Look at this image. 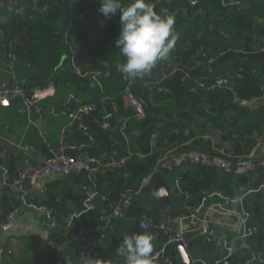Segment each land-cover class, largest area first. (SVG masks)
<instances>
[{
  "label": "crops",
  "instance_id": "crops-1",
  "mask_svg": "<svg viewBox=\"0 0 264 264\" xmlns=\"http://www.w3.org/2000/svg\"><path fill=\"white\" fill-rule=\"evenodd\" d=\"M7 1L0 0V31H2L1 25L6 20L4 12L11 9ZM242 1L253 5L262 4L264 7V0ZM53 2L55 1L36 2L32 6V12L46 13ZM172 16L175 19V31L179 39L183 38V44H191L194 39L202 48L215 46L221 50V54L210 65H204V71L199 75L207 87L219 85L221 79L226 76L230 81L232 80V88L226 90L228 102H232L236 95L242 102L252 104L250 111L264 106L262 90L264 52H261V49H264V21L259 25L258 30L244 35L239 49H232L225 36L216 39L207 36L201 16H189L184 5L178 6ZM12 41L16 60L14 65L9 67L1 45L0 32V87L5 82L28 85L30 82H35L38 77V70L28 60L21 38L16 37ZM239 61L249 63L254 75L248 76L244 69V78L235 79L234 66ZM163 63H168L176 73L164 77L161 73ZM76 70L82 76H78ZM72 71L73 76L65 81L62 76L65 69L60 67V77L41 88L54 89L51 97L37 103L42 110L41 116H20L18 114L20 101H14L8 107H0V149L8 151L5 170L0 169V223L5 222L8 214L19 206L18 197L9 193L5 185L17 175L22 160L26 156L30 157L27 149H34L37 156L30 158L33 162H40L51 154L43 139L50 143L55 153H59L63 133H65L66 145L78 146L75 150L66 149L67 155L82 161L94 160L102 165L118 162L114 157L119 152L120 142L114 137L115 131L126 135L128 159L144 158L153 152L152 139L156 133L165 129L167 125L165 120L178 127L177 133L185 134V130H189L191 139H201L207 134L209 147H202L201 150L197 148L178 157L193 155L192 157L198 158L202 155L204 158L215 159V165L209 161L186 163L177 166L166 176V186L170 193L171 221L176 229L178 219L185 212L188 204L184 198L186 191L194 195L195 200L192 204H196L200 193L205 189L214 188L230 197L239 195L246 188L257 189L264 185V145L257 142V137L232 135L228 130L229 119L219 126L212 127L206 125L204 120L195 114V108L202 106V93L192 91L182 82L183 75L190 73L191 70L189 63L183 60L179 52H170L167 61H158L151 72L143 78L148 88L153 87L155 91H161L170 97L169 102L161 104L163 108H167L162 115L165 120L159 117L149 126H144L143 119H138L132 111L126 110L123 98L126 85L120 71L112 74L104 63L87 65L79 62L73 63ZM98 73L101 74L100 88L92 78ZM119 73L122 75L121 78ZM123 85L122 91L118 92ZM30 91L28 92L32 93L34 89ZM72 94L82 104L92 105L91 112L81 114L79 117L92 137L90 142L62 111V104ZM135 95L146 108L148 101L145 93L139 89ZM118 98L122 101V109L118 106ZM104 123L109 126L107 130L103 129ZM210 130L214 131L213 135L208 134ZM220 143L226 147H221ZM211 147L224 148L230 151L237 161L241 159L243 163H258V166L255 165L251 171L226 170L221 167L222 161L219 162ZM131 154L134 156L130 157ZM125 158L126 156L122 159ZM237 161L223 163L239 164ZM41 185L45 193L38 190L31 191L30 200L46 210L26 208L22 215L15 216L16 229L13 235L8 236L0 230V264H91V258L86 254L85 249L91 250L99 261L105 258L106 246L111 236L123 239L125 235L131 234H149L154 237L152 256L171 238V230L166 226L162 212L151 194L154 181L143 188L132 202L123 200L122 197V194L134 188L130 177L104 184L95 200L94 211H88L85 207L92 191L86 172L69 177L53 176L44 179ZM84 187H87L86 190ZM218 204V200L209 201L204 212L205 217H202L213 223L218 234L228 233L231 244L226 249H220L207 236L189 235L190 245L187 252L192 261L197 264L226 262L264 264L259 262V257H264V191L248 195L242 202L228 209L229 214L217 207ZM118 207L124 213L122 218L112 216L113 211ZM72 209L77 210L79 216L69 221L68 216ZM48 211L51 212V219L56 224L54 228L43 225L47 220ZM143 217L153 223L154 229L145 232L140 228L139 223ZM249 228L253 230L252 233L248 232ZM171 247L172 245L168 247L169 255L172 251ZM177 258L179 262L176 260V263L182 264L178 252ZM112 264H125V259L122 257L120 261H113Z\"/></svg>",
  "mask_w": 264,
  "mask_h": 264
},
{
  "label": "trees",
  "instance_id": "trees-1",
  "mask_svg": "<svg viewBox=\"0 0 264 264\" xmlns=\"http://www.w3.org/2000/svg\"><path fill=\"white\" fill-rule=\"evenodd\" d=\"M54 1L48 11L42 14L32 12L34 0H13V7L4 12L6 20L1 25V30L10 40L16 37L21 38L28 60L38 70L36 81L23 85L26 90L41 89L46 87L49 82L57 80L60 77V67H64L65 73L62 76L65 81H68L73 76L72 65L74 62L87 65L104 63L109 67L112 74L117 73V64L125 62V57L121 54L120 49L115 46V40L120 29L119 13L110 16V18H105L98 11L101 0ZM165 1L147 0L159 15L164 7H168L173 14L176 8L182 5L187 8L188 14L197 12L194 17L196 15L201 16L206 35L214 39L225 36L232 45V49H239L244 35L258 30L259 25L264 21V12L262 11L264 7L258 3L253 5L242 0H236L242 6L239 8L232 2L224 4L221 0H198V4L191 7L190 0H170V4H166ZM131 2L132 0H122L125 5ZM30 15L33 16L32 19L29 18ZM79 17L83 18L80 24L75 21ZM63 30H65L64 34H62ZM179 38L171 52H179L183 60L189 63L192 77H199L204 71V65L210 59H215L221 54V50L215 46L202 48L199 42L194 39L191 44H183V38ZM169 58L170 54L165 60L167 61ZM197 63L203 65L197 66ZM250 66L247 62L239 61L234 69H245L248 76H253ZM121 77L120 74L119 78ZM144 82V79H134V93L137 94L139 89L145 93L148 103L146 104V117L143 119V123L144 126H149L159 117L160 119L163 118L162 115L167 108H163L161 104L169 102L170 97L161 91L154 89L150 91V87L148 88ZM192 85L193 82L188 80L186 86ZM122 88L124 85L118 89V92L122 91ZM201 93L203 97L202 106L195 108V114L202 118L206 125L216 127L229 119L228 130L232 135L264 139L263 105L255 111H250L235 105L233 102H228L224 88L208 89ZM118 106L122 109L120 98H118ZM165 122L167 125L165 129L158 132L157 146L149 156L128 159V153L123 164L111 167L96 176L98 192L104 184L115 183L126 177H130V181L134 185L132 192H136L142 179L157 168L158 160L165 154L174 151L175 155L179 156L190 153L197 148L201 150L202 147L210 146V143L203 139H191L183 132L177 133V126L171 125V122L167 120ZM122 240L119 237L111 236L106 246L105 258L100 259L99 264H112L113 261H120L122 257L117 256L116 249ZM171 248L170 256L179 262L175 247L172 245Z\"/></svg>",
  "mask_w": 264,
  "mask_h": 264
},
{
  "label": "built area",
  "instance_id": "built-area-1",
  "mask_svg": "<svg viewBox=\"0 0 264 264\" xmlns=\"http://www.w3.org/2000/svg\"><path fill=\"white\" fill-rule=\"evenodd\" d=\"M41 0H34V3L39 2ZM8 4L13 7L14 3L13 0H8ZM159 2V0H158ZM222 3H228L232 2L233 5L239 6V8H242L241 4L237 2L236 0H221ZM166 4H170V0L165 1ZM191 7H195L198 4V0H190L189 1ZM197 12H191L189 13V16L194 17V15ZM201 14V13H200ZM161 16H167L172 15V12H170V9L168 7H164L161 10ZM30 19L33 18L32 15L29 16ZM83 18L79 17L76 19V22L82 21ZM2 34V48L5 52V58L8 62L9 67H12L16 60V55L13 52L12 46L13 41L10 40L7 35L0 31ZM261 52H264V49H261ZM214 59H210L206 65H210ZM202 65L201 63H197V66ZM234 78L235 79H242L244 78V71L241 68H238L235 70ZM209 72L211 73V70L209 69ZM161 73L164 77H170L176 73V70L171 68V66L168 63H163L161 67ZM76 74L78 76H82V74L76 70ZM84 77V76H83ZM94 82L96 85L100 88L101 86V74H94L92 76ZM234 79V80H235ZM123 80L125 82V90H124V103L128 110L132 111L134 115L138 119H145L146 117V110L144 104L136 97V95L133 93V86H134V80L131 78H128L125 74H123ZM190 80L193 82V85L189 87L192 91H205L208 89L214 90L216 88H224L225 91L228 89H231L232 80L230 81L229 77H224L221 79L220 84L214 87H207L200 77H192L190 73H185L182 77V82L186 85L187 81ZM150 91L153 89V87L149 88ZM53 87L45 88V89H35L32 93H29L26 88L18 83H10L5 82L0 87V107H8L13 103L14 101H20L21 107L18 110V114L20 116H41L42 110L37 105L38 101L47 99L51 97L54 94ZM233 90V89H232ZM262 90L264 92V85H262ZM164 92L168 93L166 89H163ZM107 100V98H104ZM235 105H238L243 108L251 109L252 104L247 102H242L236 95H234L233 101ZM62 111L63 113L67 114L74 125L78 127V129L87 137L88 141H92V137L89 135L88 130L83 125V123L80 121V115L86 114L91 112L92 105H85L80 102V100L75 95H70L68 99L62 104ZM103 129H108L109 126L107 124H103ZM185 134L189 136L190 132L189 130H185ZM158 133H156L152 139V149L155 150L157 146V138ZM201 139L204 141H209L208 136H203ZM65 133H63L62 139H61V151L59 153H55L52 146L48 141L43 139L44 144L50 149V156L46 157L40 162H33V160L26 156L22 160L21 168L18 171L17 175L14 177V179L5 185L8 192L16 195L19 200V206L15 208L11 213L8 214L7 219L5 222L0 223V230L3 231L6 235H13L14 230L16 229V220L15 216L22 215L26 208H33L36 210L44 209L43 207H40L33 203L30 200V192L34 190H38L41 193H45V189L42 187L41 182L44 179H48L53 176H59V177H69L76 173H82L86 172L89 177V186L91 187V196L88 199L85 207L88 211H94L96 209L95 206V200L99 196V192L97 191L96 187V176L99 173H102L106 170H108L111 167L119 166L120 164H123L125 162V159H122L121 161H118L114 164L110 165H102L97 161L94 160H79L77 158H74L72 156H69L65 153L66 149H72L75 150L78 146H69L65 144ZM257 142L264 145V139L257 137ZM85 147V145H83ZM213 150V153L216 155V157L219 159V161H222L226 164L232 161H237V159L234 157V155L224 149V148H217V147H211ZM134 155L131 154L130 157H133ZM8 158V151L0 149V169L5 170V162ZM179 158L175 155L174 151H171L165 156L161 157L158 160L157 168L150 173L148 176L142 179L141 185L139 189L136 192L128 191L124 194H122L123 200L132 202L136 199V197L140 194L141 190L145 187H148L153 181L154 177L159 170L160 167L163 165L170 163L173 160H176ZM237 163L241 164L243 163V160L238 159ZM87 187H84L86 190ZM264 191V185L260 186L257 189L252 188H246L243 190L242 193L235 196H226L221 191L209 188L203 190L199 197L196 204H192V201L195 200L194 195L190 191H186L184 193V198L187 201V206L185 207V212L179 217L178 219V227L177 232L179 234V238L177 239L179 242L182 243L183 247L188 250L190 241L188 238L189 235H197L200 237L207 236L210 239L214 241L216 246L220 249H226L231 244V239L228 233H222L218 234L216 230L213 227V223L209 220H206L202 216H204V212L207 209V204L211 200H218L219 204L216 205L220 209H224L226 214H229L230 212L228 209H230L232 206L242 202L248 195L253 193H258ZM51 212L48 211V216L46 222L43 224L44 226L48 228H54L56 227V224L51 219ZM79 216V213L77 210L72 209L70 211L68 220L72 221L73 219L77 218ZM112 216L115 218H122L124 216V213L120 207L116 208ZM205 217V216H204ZM140 228L145 231H151L154 229L153 223L143 217L140 220ZM249 233H252L253 230L251 228L248 229ZM175 240L171 237L166 244L162 247V249L156 253H154L151 256V264H177L176 260L172 258L168 253V247L170 245H173ZM86 254L91 258V264H98V259L93 255V252L91 250H86ZM259 262L264 263V257H259ZM225 264H228L227 262ZM243 264H249L248 262H245Z\"/></svg>",
  "mask_w": 264,
  "mask_h": 264
},
{
  "label": "clouds",
  "instance_id": "clouds-1",
  "mask_svg": "<svg viewBox=\"0 0 264 264\" xmlns=\"http://www.w3.org/2000/svg\"><path fill=\"white\" fill-rule=\"evenodd\" d=\"M99 13L105 18L119 13L120 29L115 40L125 62L117 70L131 79H143L158 61L168 58L178 34L172 15L161 16L147 0H101ZM154 237L149 234L125 235L116 249L125 264H151Z\"/></svg>",
  "mask_w": 264,
  "mask_h": 264
},
{
  "label": "water",
  "instance_id": "water-1",
  "mask_svg": "<svg viewBox=\"0 0 264 264\" xmlns=\"http://www.w3.org/2000/svg\"><path fill=\"white\" fill-rule=\"evenodd\" d=\"M65 33V30L62 31V34ZM212 130L208 131L209 135H213ZM204 136H207L205 134ZM114 137L119 140L120 142V149L119 152L115 155L114 160L120 161L123 157L126 156L127 153V146H126V135L120 131H115ZM221 147H226L224 144H219ZM27 154L35 158L37 155L35 154L34 149L28 148ZM193 156V155H192ZM192 156H186V157H179L176 160L171 161L170 163H167L166 165H163L159 168L157 171L155 177H154V185L151 190V194L155 202L158 204L160 211L162 212L163 218L166 222V226L170 228L171 230V237L175 240L174 246L178 252V256L180 258V261L182 264H197L190 258L187 250L183 247L182 243L179 242L177 239L179 238V234L177 232L176 227L171 221V213H170V193L166 186V176L170 174L173 170L176 169L177 166H182L186 163H206L211 162L214 164L215 159L212 158H204L202 155H199V157H192ZM221 162V161H219ZM215 165V164H214ZM221 167L232 171V172H239L240 170L251 171L253 170V167L258 166V163H242V164H229L225 165L223 162L221 163Z\"/></svg>",
  "mask_w": 264,
  "mask_h": 264
}]
</instances>
